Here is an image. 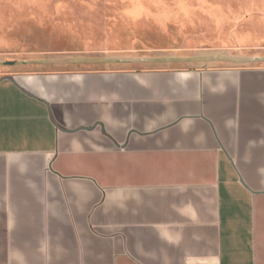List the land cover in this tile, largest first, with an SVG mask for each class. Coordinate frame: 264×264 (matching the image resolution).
Here are the masks:
<instances>
[{
  "label": "crops",
  "instance_id": "crops-1",
  "mask_svg": "<svg viewBox=\"0 0 264 264\" xmlns=\"http://www.w3.org/2000/svg\"><path fill=\"white\" fill-rule=\"evenodd\" d=\"M64 64L0 75V264H264V62Z\"/></svg>",
  "mask_w": 264,
  "mask_h": 264
},
{
  "label": "rangeland",
  "instance_id": "rangeland-1",
  "mask_svg": "<svg viewBox=\"0 0 264 264\" xmlns=\"http://www.w3.org/2000/svg\"><path fill=\"white\" fill-rule=\"evenodd\" d=\"M102 55L264 62V0H0V75Z\"/></svg>",
  "mask_w": 264,
  "mask_h": 264
},
{
  "label": "water",
  "instance_id": "water-1",
  "mask_svg": "<svg viewBox=\"0 0 264 264\" xmlns=\"http://www.w3.org/2000/svg\"><path fill=\"white\" fill-rule=\"evenodd\" d=\"M6 64H11V65H13V64H15L16 62L15 61H11V62H5ZM2 78H8V79H11V80H13V77L12 76H4V77H2ZM1 78V79H2ZM0 79V80H1Z\"/></svg>",
  "mask_w": 264,
  "mask_h": 264
}]
</instances>
